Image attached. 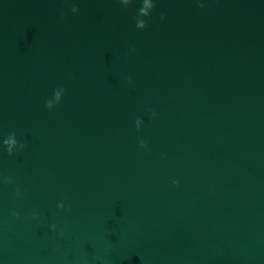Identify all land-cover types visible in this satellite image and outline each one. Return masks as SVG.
Here are the masks:
<instances>
[{
    "label": "water",
    "instance_id": "obj_1",
    "mask_svg": "<svg viewBox=\"0 0 264 264\" xmlns=\"http://www.w3.org/2000/svg\"><path fill=\"white\" fill-rule=\"evenodd\" d=\"M153 2L0 0V264H264V0Z\"/></svg>",
    "mask_w": 264,
    "mask_h": 264
},
{
    "label": "clouds",
    "instance_id": "obj_2",
    "mask_svg": "<svg viewBox=\"0 0 264 264\" xmlns=\"http://www.w3.org/2000/svg\"><path fill=\"white\" fill-rule=\"evenodd\" d=\"M119 2L124 6H128V5L132 4L134 2V0H119ZM141 5L142 6L138 9L137 16L135 18V24H136V27L138 29L143 30L146 27H148V23H147L146 19H144V18L150 17L152 10L155 7V4H154L153 0H141ZM200 7H203V5L201 4ZM77 11H78V9L76 7L72 8L73 13H76ZM161 19H164L163 15H161ZM64 92H65L64 88H60L58 90H55L54 99H49L46 101V104H45L46 108L49 110L53 109L55 107V105L61 101ZM153 115H155V114H153ZM141 124H142V121L138 118L135 121V126H136V129L138 131L141 128ZM139 144H140V147H142V148L146 147V143L143 140H140ZM3 146L6 149L7 154L9 156H12L18 147L21 149L26 147L25 144H19L18 145V141H17L15 132L9 133L7 138L3 140ZM8 182L10 183L11 181L9 180ZM174 183H175V181H174ZM58 207L62 208L63 205L62 204L58 205Z\"/></svg>",
    "mask_w": 264,
    "mask_h": 264
}]
</instances>
